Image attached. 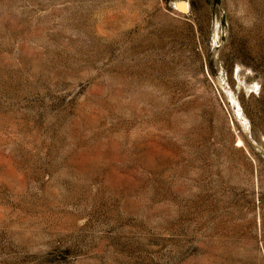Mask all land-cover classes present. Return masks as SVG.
Here are the masks:
<instances>
[{
	"label": "rangeland",
	"instance_id": "374dc122",
	"mask_svg": "<svg viewBox=\"0 0 264 264\" xmlns=\"http://www.w3.org/2000/svg\"><path fill=\"white\" fill-rule=\"evenodd\" d=\"M0 264H264V0H0Z\"/></svg>",
	"mask_w": 264,
	"mask_h": 264
},
{
	"label": "water",
	"instance_id": "95a60500",
	"mask_svg": "<svg viewBox=\"0 0 264 264\" xmlns=\"http://www.w3.org/2000/svg\"><path fill=\"white\" fill-rule=\"evenodd\" d=\"M180 4H185L186 5V7L184 8L185 10L187 9V4L186 3H180ZM179 6V5H178ZM178 6H177V9H178ZM181 10H183V8H180V10L179 11H181Z\"/></svg>",
	"mask_w": 264,
	"mask_h": 264
},
{
	"label": "bare ground",
	"instance_id": "6f19581e",
	"mask_svg": "<svg viewBox=\"0 0 264 264\" xmlns=\"http://www.w3.org/2000/svg\"><path fill=\"white\" fill-rule=\"evenodd\" d=\"M184 8V6H182Z\"/></svg>",
	"mask_w": 264,
	"mask_h": 264
}]
</instances>
